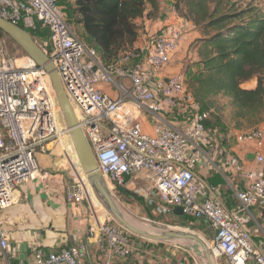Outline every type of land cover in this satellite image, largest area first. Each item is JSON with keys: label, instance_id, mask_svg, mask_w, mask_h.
<instances>
[{"label": "built area", "instance_id": "2783aa9c", "mask_svg": "<svg viewBox=\"0 0 264 264\" xmlns=\"http://www.w3.org/2000/svg\"><path fill=\"white\" fill-rule=\"evenodd\" d=\"M0 16L30 33L53 64L98 169L113 185L111 194L139 176L147 183L142 197L156 214L171 217L180 208L183 215L209 223L213 238L206 244L215 264L221 258L229 264H264V254L255 249L245 227L250 208L264 205V129L237 135L239 142L253 145L252 165L231 153L223 160L222 167L244 182L235 192L237 206L227 210L194 179L193 167L207 157L201 148L208 138L202 124L206 113L197 112L185 75L168 71L188 32V23L173 6L154 35L109 65L79 37L57 0H0ZM9 40L0 36V211L19 201L21 183L47 176L36 154L51 153L67 175L65 200L71 210L86 205L89 232L103 264L115 256L128 257L132 235L109 213L96 221L93 198L100 200L81 170L69 128L61 124V106L48 74L27 55H9ZM99 84L112 85L116 96L101 91ZM182 103L195 109L184 131L161 115ZM143 111L154 117L151 133L138 121ZM15 253L0 222L1 264H11ZM186 253L178 264H185ZM86 254L84 241L52 252L37 246L30 264H82Z\"/></svg>", "mask_w": 264, "mask_h": 264}, {"label": "crops", "instance_id": "0c3cea01", "mask_svg": "<svg viewBox=\"0 0 264 264\" xmlns=\"http://www.w3.org/2000/svg\"><path fill=\"white\" fill-rule=\"evenodd\" d=\"M158 3L159 8L155 16L150 17L145 13L135 20L138 37L134 47H139L158 31L165 14L173 6V0H158ZM73 27L75 29V26ZM191 29L189 24L188 32L179 50L173 55L168 69L183 73L185 78L198 68L194 64L197 58L192 43L199 35ZM40 34L45 37L46 30L41 29ZM97 87L111 96H116L115 89L110 84H99ZM194 113L195 109L192 106L182 103L179 108L164 109L161 115L175 128L184 131L190 126ZM138 121L144 132H152L154 117L150 113L141 112ZM260 127L264 129V121ZM238 134L237 131H230L226 144H222L219 134L207 132L208 138L201 142V148L207 157L193 167L195 182L199 184L201 190L206 195L216 196L227 210H233L237 206L235 192L243 188L244 182L232 169L222 167L223 160L227 153H231L245 165L253 164L254 147L252 144L239 142ZM36 158L39 167L47 173V176L35 177L21 183L18 189L19 201L0 211L2 228L7 234L10 246L16 249L15 255L9 258V262L30 264L33 250L37 246L44 252H52L84 241L87 243V254L82 264H103L100 250L91 236L92 233L89 232L86 205H80L73 211L65 200L67 175L58 167L62 161L51 153H37ZM137 178L143 180L139 176ZM134 179H130L128 183H132ZM93 203L98 222L104 214L99 210L98 202L95 203L93 200ZM183 216V214H175L174 211L171 218L178 219ZM249 217L245 227L251 242L255 249L264 254V205L251 207ZM196 223L200 232L211 240L213 233L209 223L204 220H196ZM131 242L132 253L125 258L113 257L111 264H178L187 254L186 248L177 243L156 242L134 235L131 236ZM184 262L201 264L191 253ZM219 264L229 263L223 259Z\"/></svg>", "mask_w": 264, "mask_h": 264}, {"label": "trees", "instance_id": "16d2710c", "mask_svg": "<svg viewBox=\"0 0 264 264\" xmlns=\"http://www.w3.org/2000/svg\"><path fill=\"white\" fill-rule=\"evenodd\" d=\"M173 7L199 35L192 43L198 68L186 77V86L197 112L206 113L205 131L219 134L226 144L232 130L260 128L264 12L250 1L238 6L231 0H173ZM158 8V0H73L67 19L79 37L96 49L101 63L109 65L135 49V20L145 13L155 16ZM248 81H254V86L244 87Z\"/></svg>", "mask_w": 264, "mask_h": 264}, {"label": "water", "instance_id": "95a60500", "mask_svg": "<svg viewBox=\"0 0 264 264\" xmlns=\"http://www.w3.org/2000/svg\"><path fill=\"white\" fill-rule=\"evenodd\" d=\"M0 31L11 41H13L25 55H27L36 63L37 66L42 67L43 70L48 74L58 102L61 106L65 122L69 128L71 141L76 150L79 163L86 174L93 191L105 206L111 217L126 231L130 232L134 236L156 242L180 244L186 249L192 250V252L203 261V264H215L205 240L199 237L198 234L169 228H156L151 231L129 222L124 217L122 212L119 210L117 201L114 199L105 185V180L98 169L93 152L91 151L83 132L77 125V120L72 106L67 95L65 94L63 85L60 81L58 73L54 69L53 64L49 61L43 50L33 40L30 33H28L22 27L4 20L1 16ZM119 189L128 191L125 187H119ZM175 214H182L181 209L176 208Z\"/></svg>", "mask_w": 264, "mask_h": 264}, {"label": "rangeland", "instance_id": "374dc122", "mask_svg": "<svg viewBox=\"0 0 264 264\" xmlns=\"http://www.w3.org/2000/svg\"><path fill=\"white\" fill-rule=\"evenodd\" d=\"M235 2L238 6H243L247 2H251L253 5L257 6L262 12H264V0H231ZM61 10L63 11L64 15L66 18H69V9L71 4L73 3V0H57ZM76 28V27H75ZM76 30V29H75ZM192 30V29H191ZM190 30V31H191ZM77 32V30H76ZM78 34V32H77ZM7 53L11 56L14 57H21L25 55L22 50L13 42L9 41L7 44ZM244 87H252L254 86V81H248L243 84ZM62 122H64V119L62 117ZM61 122V124H62ZM144 182V183H143ZM146 180H139V178H135L132 183H128L129 188H127V192L124 191H119V189L113 191L112 196L114 199L117 201L118 206L123 210V212L130 218V219H135L140 223H143L149 227L157 228V229H178V230H184V231H189L196 233L203 237V239L206 241H210L209 238L204 236L200 230L199 226L196 223V220L192 217L184 215L182 218L174 219L171 217H166L163 215H158L154 212L153 207L149 206L146 204L144 198L142 197V189L145 186ZM99 199V198H98ZM95 203L99 202L97 200H94ZM101 202V201H100ZM100 202L97 203L99 206V210L101 211V205L103 206L104 209L105 206L102 204L100 205ZM97 213V212H96ZM116 222V221H115ZM130 233V232H129ZM131 234V233H130ZM132 235V234H131ZM133 236V235H132ZM184 244V243H183ZM188 250L192 256H195L196 259L199 260L201 264H203V261L199 259L190 249ZM223 261V258L219 260L221 263Z\"/></svg>", "mask_w": 264, "mask_h": 264}, {"label": "bare ground", "instance_id": "6f19581e", "mask_svg": "<svg viewBox=\"0 0 264 264\" xmlns=\"http://www.w3.org/2000/svg\"><path fill=\"white\" fill-rule=\"evenodd\" d=\"M74 112V111H73ZM61 114H62V117H63V119H64V122H62V124L63 123H65L66 124V122H65V118H64V115H63V112H62V109H61ZM74 114H75V112H74ZM67 125V124H66ZM78 157V156H77ZM78 161H79V159H78ZM80 164V163H79ZM81 166V165H80ZM80 168V167H79ZM81 170H83L82 169V167H81ZM84 172V171H83ZM82 172V173H83ZM104 180H105V185L107 186V188H108V190L110 191V193H111V190H113V185L108 181V180H106L105 178H104ZM89 182V181H88ZM90 184V183H89ZM90 196H92V193L90 192ZM93 197V196H92ZM93 200H96L95 198H93ZM97 201V200H96ZM99 203V202H98ZM118 204V203H117ZM101 205V204H100ZM101 207V209H102V212H103V217H102V219H100V221H98V222H102L103 221V219H104V217H105V215L108 213V211L106 210V209H104L103 208V206L101 205L100 206ZM119 210L122 212V214L124 215V217L129 221V222H131V223H134L135 225H137V226H139V227H141V228H144V229H147V230H154L155 228H153V227H149V226H147V225H145V224H143V223H140V222H138L137 220H135V219H130L124 212H123V210H121V208L119 207ZM173 229H175V228H173ZM185 230V229H184ZM188 231V230H187ZM199 237H201L200 235H199ZM202 239H203V237H201Z\"/></svg>", "mask_w": 264, "mask_h": 264}]
</instances>
